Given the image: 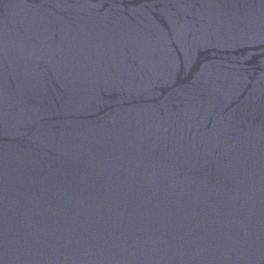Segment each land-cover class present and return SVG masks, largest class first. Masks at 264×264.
I'll return each mask as SVG.
<instances>
[{
	"label": "water",
	"instance_id": "water-1",
	"mask_svg": "<svg viewBox=\"0 0 264 264\" xmlns=\"http://www.w3.org/2000/svg\"><path fill=\"white\" fill-rule=\"evenodd\" d=\"M0 264H264V0H0Z\"/></svg>",
	"mask_w": 264,
	"mask_h": 264
}]
</instances>
